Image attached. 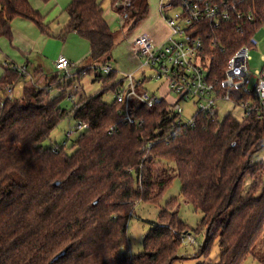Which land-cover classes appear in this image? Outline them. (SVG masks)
Wrapping results in <instances>:
<instances>
[{"label":"trees","instance_id":"trees-1","mask_svg":"<svg viewBox=\"0 0 264 264\" xmlns=\"http://www.w3.org/2000/svg\"><path fill=\"white\" fill-rule=\"evenodd\" d=\"M103 2L70 0L65 10L61 36L76 32L85 39L92 66L75 76L57 74L44 87L35 72L21 75L6 67L0 78L1 93L23 84L21 96L0 107V264H175L188 233L203 236L198 256L207 258L218 240L216 264H242L264 234V160L253 162L264 148V111L240 119L231 113L221 120L199 115L193 127L182 128L173 125L176 117L167 103H135L131 114L142 127L121 120L116 93L124 89L123 76L95 66L108 64L116 41ZM234 3L254 20L233 18L219 27L203 22L191 29L205 44L210 78L220 84L230 58L264 30V0ZM116 11L121 20L132 18V31L148 17L149 1L130 0ZM17 18L33 21L43 32L48 27L30 0H0V37H12ZM86 74H95L103 89L92 95L76 91ZM56 91L60 94L53 96ZM108 93L111 102L104 100ZM238 94L250 97L235 89L233 95ZM66 100L72 102L70 110ZM68 117L76 121L67 133L69 139L78 133L73 143L46 146ZM79 123L87 127L79 129ZM176 178L182 198L203 214L198 225L191 227L171 210L178 203L172 197L160 222L150 224L143 250L121 252L129 243L135 201L159 204ZM259 260L264 264V256Z\"/></svg>","mask_w":264,"mask_h":264},{"label":"built area","instance_id":"built-area-1","mask_svg":"<svg viewBox=\"0 0 264 264\" xmlns=\"http://www.w3.org/2000/svg\"><path fill=\"white\" fill-rule=\"evenodd\" d=\"M174 0H160L159 12L161 18L170 29L167 38L161 42H154L146 32H139L132 39V50L141 63L133 72L124 74L125 86L123 91L116 93L117 115L131 124L142 127L143 121H136L132 117L131 107L135 103H142L147 106L165 102L174 114L175 123L173 125L193 127L199 115H206L213 120H221V103H232L240 107L249 115L253 111H264V66L253 69L250 66V50L258 46L257 36L250 39V46H242L230 58L225 69L222 83H218L210 78V61L203 51L205 44L199 36L192 33L193 27L199 23L219 27L226 20L244 19L254 20V15L246 14L237 9L235 1L238 0H178L179 4H173ZM130 0H116L114 7L127 6ZM173 11V14H169ZM121 26H124L122 20ZM242 29V25H238ZM264 39V38H263ZM217 46L213 42L210 47ZM264 61V57L262 58ZM103 64L102 66H99ZM6 67L27 74V64H16L4 62ZM70 61L65 57H60L55 62L58 71L69 73ZM95 66L109 72L113 68L104 63H96ZM149 70V74L143 70ZM137 72H141V77L137 78ZM151 79L163 82L165 92L161 94L149 92L146 89L139 91V87ZM80 91V87H78ZM15 85H9L3 93L0 91V107L4 105L6 99H11L15 95ZM235 89H240L248 98H242L239 94L233 95ZM161 91V88L158 89ZM77 91V90H76ZM60 92H54L53 96ZM169 97V98H168ZM182 103L192 104L196 111L190 118L184 119V108ZM87 124H78V128H86ZM116 126L112 125L109 132L115 131ZM190 243L195 239L188 237Z\"/></svg>","mask_w":264,"mask_h":264},{"label":"rangeland","instance_id":"rangeland-1","mask_svg":"<svg viewBox=\"0 0 264 264\" xmlns=\"http://www.w3.org/2000/svg\"><path fill=\"white\" fill-rule=\"evenodd\" d=\"M149 4L151 6V12L154 11V8L152 10V6L156 7L158 5L159 0H148ZM42 3V1H40ZM44 2V1H43ZM70 0H57V3L59 6L62 7L63 13L62 15L54 20L49 28L52 30V34H50L51 41L46 47L45 55L49 59L50 62V68H52V63H54L55 57L59 56L63 50V37L58 34V28L59 24L67 20V13L66 8L69 4ZM104 11L109 16L110 20V27L112 31L116 34V41L114 48L112 49V52L110 56L108 57V64L110 65L113 70L116 71L118 74V77L124 76V74H127L129 72H133L135 69L138 68L141 61L135 57L133 50H132V43L131 39L140 32L138 30L139 26H137L134 30L130 31L129 27L131 24L132 18H126L127 20L123 19L124 26L121 27V21L119 19V16L115 14V12L112 10V3L111 0H104L102 4ZM39 11V9H35ZM40 13V12H39ZM41 14V13H40ZM169 14H173V11H170ZM42 16V15H41ZM44 17V16H42ZM44 21V20H43ZM145 21V20H144ZM143 21V22H144ZM142 22V23H143ZM141 23V24H142ZM12 28H17L18 30H21L23 33L27 35H36L41 33V30L37 27V25L25 18H17L13 21ZM264 30L261 31V33L257 36V39L259 41L258 46L256 48H253L250 50V66L253 69L262 68L264 66V61L262 58L264 57ZM85 40V39H84ZM86 41V40H85ZM42 42H45V45L47 44V40H41L39 42V46L37 50L34 51V55L40 56V53L42 49L45 48L44 44ZM89 44V43H88ZM65 49V48H64ZM41 50V51H40ZM56 57V58H57ZM92 61L90 58L87 59V62L82 64H75L69 69L71 72L67 73L68 75H75L78 71L84 70L88 68L91 65ZM96 63H102V62H96ZM103 64H100L99 66H102ZM54 74H66L65 71H57L53 68L52 70ZM145 73H150L149 70L145 69L143 70ZM104 74V73H102ZM106 75V74H104ZM70 76V77H71ZM141 72H137L136 77H141ZM61 78V76H60ZM53 77H50L47 81L42 82L44 86H47L51 83V80ZM58 82V80L56 81ZM42 83L39 81L38 85L40 84L41 87H44ZM83 88H82V86ZM81 85H78L80 88V94L84 93L85 95H92L95 94L103 89V84L101 81L95 80V74H86L82 80ZM162 81L151 79L150 81L145 82L143 86L139 87V91L147 90L149 92H155L161 94L162 92H165V88ZM22 88L23 84L19 83L15 89V95L21 96L22 94ZM161 88V91L158 89ZM76 90L78 91L79 88L77 87ZM169 98V97H168ZM104 100L106 102H111L113 100V94L108 93L104 96ZM64 106L67 110H70L72 108V102L69 100H66L64 102ZM182 106L184 108V119L190 118L192 114L196 111V108L189 103H182ZM220 117L223 118L226 114L231 113L236 118H242L243 117V111L240 107L232 104V103H221L220 104ZM76 124V121L70 117L64 119L58 127L52 132L50 138L45 142L46 146H51L54 143H62L65 140L68 139L69 145L73 143V140L77 137L78 133H74L71 135V138L69 139L67 136V133L70 130V127L74 128ZM264 160V148L258 151L253 156V162H258ZM172 165V164H171ZM168 168L171 169L170 164H167ZM251 179H246V188H248L251 184ZM181 190V184L178 178H176L172 185L169 187V189L165 192L163 195L161 201L159 204L154 203H144L139 201H135V211L133 215L131 216L128 227H127V236H128V246L126 249H122L121 252H129V253H139L143 250V239L146 233L148 232L150 228V224L152 222L157 223L159 221V214L160 211L165 208L167 202L172 198L175 197L178 200V203H175L172 206L173 211L177 210L179 213L180 218L183 221H186L188 225L195 228L200 220L203 217V214L200 211H196L192 205L187 203L181 196L180 193ZM178 204V205H177ZM170 205L167 206L169 208ZM195 239L196 242L190 243V240L188 237ZM203 240L202 235H193L191 233H188L184 236L182 239V245L180 249L178 250V256L182 257V259H178L175 264H204V263H210V264H216L219 261V254H220V247L218 244V240H216L213 245L211 246L210 253L207 258L204 256L200 257L198 256L201 243L199 241ZM264 256V234L256 247L253 250L252 255L246 258V260L242 264H261L259 258Z\"/></svg>","mask_w":264,"mask_h":264},{"label":"crops","instance_id":"crops-1","mask_svg":"<svg viewBox=\"0 0 264 264\" xmlns=\"http://www.w3.org/2000/svg\"><path fill=\"white\" fill-rule=\"evenodd\" d=\"M42 0H30V3L34 9H39L43 17L44 25H48L46 28V32L41 31V33L36 35H27L23 33L21 30L17 28H12V37L8 38L5 36L0 37V78L3 76L5 72L6 66L4 62L16 63V64H27L29 73L35 72L37 74V83L40 81L41 83L47 81L50 77L57 75L52 71L53 68L55 70V62L60 57H65L70 61V65L68 66V71L71 72L69 67L77 64H82L87 62V59L90 58V45L87 41L82 39L76 32H69L65 34L63 37V50L61 54L54 60L52 63V68H50L49 59L45 55V50L49 42L51 41L50 34H52V29L49 28L51 23L58 19L62 13V7L59 6L57 0H50L48 2H40ZM159 3L156 7L151 6L149 4V15L145 19V21L139 24L138 30L140 32H146L151 39L156 43L163 42L170 33V29L166 22L161 18L159 12ZM112 10L116 15L119 16V19L122 23L121 16L117 13L114 4H112ZM104 17L107 23L110 25V18L104 11ZM68 21L65 20L63 23L61 22L58 26V34L62 35V29L66 25ZM13 24V22H12ZM123 27V26H121ZM139 33V32H138ZM41 40H47V44L42 42L45 46L42 49L40 56H35L34 51L37 50L38 44ZM65 48V49H64ZM92 64V63H91ZM96 64V63H95ZM58 71V70H57ZM75 76V75H74ZM43 85V83H42ZM40 86V84H39ZM44 86V85H43ZM41 87V86H40ZM83 88V87H82Z\"/></svg>","mask_w":264,"mask_h":264},{"label":"water","instance_id":"water-1","mask_svg":"<svg viewBox=\"0 0 264 264\" xmlns=\"http://www.w3.org/2000/svg\"><path fill=\"white\" fill-rule=\"evenodd\" d=\"M208 232H209V228H208V230H207V235H208ZM206 241H207V236H206V239L204 240V242H203V244H202V250H203V248L205 247Z\"/></svg>","mask_w":264,"mask_h":264}]
</instances>
